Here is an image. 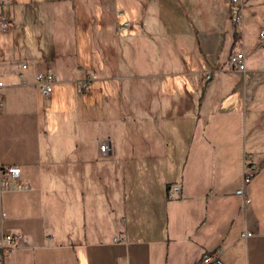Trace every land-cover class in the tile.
<instances>
[{"label": "crops", "instance_id": "crops-1", "mask_svg": "<svg viewBox=\"0 0 264 264\" xmlns=\"http://www.w3.org/2000/svg\"><path fill=\"white\" fill-rule=\"evenodd\" d=\"M119 2L141 11L142 20L149 8L157 27L152 37L141 30L147 18L142 24L127 20L123 36L115 32ZM33 9L46 11V21L31 23ZM233 9L228 0H102L95 10L85 0H55L27 7L23 22L29 32L21 31L27 39L13 38V21L5 33L0 30V164L18 166L28 186L0 194L3 231L22 236L4 264H195L215 249L221 250V264H264V146L248 153L239 142L236 150H213L210 165L184 164L189 182L183 175L175 183L180 193L169 203L170 184L162 194L149 189L154 172L148 161L151 155L157 161L162 151L155 141L151 147L149 134L133 136L128 123L138 114L160 121L164 111L154 100L169 86L160 82L165 72L155 74L159 83L152 84L151 72L137 60L154 52L156 68L166 71L177 64L170 49L193 51L195 39L214 69L222 56L221 68L232 52L246 53L245 71L226 68L239 79L207 115L205 133L218 139L242 105L252 116L251 98L264 91V0H244L247 46L231 24ZM0 18H11L10 12L1 8ZM250 56H256L255 69L247 68ZM21 62L27 70H20ZM88 69L97 78L89 92L77 94L75 84ZM44 70L56 78L48 100L35 81ZM208 89L209 83L198 97L199 109ZM56 131L63 139L57 145L51 136ZM103 142L106 154L99 150ZM54 150L73 158L55 161ZM248 164L257 171L244 184Z\"/></svg>", "mask_w": 264, "mask_h": 264}, {"label": "rangeland", "instance_id": "rangeland-1", "mask_svg": "<svg viewBox=\"0 0 264 264\" xmlns=\"http://www.w3.org/2000/svg\"><path fill=\"white\" fill-rule=\"evenodd\" d=\"M51 1L55 0H0V9L3 8L5 12H10L11 18L7 19H12L13 23L17 25L14 30L13 38L18 40L28 38L26 36L22 37L21 31L25 33L29 32V28L23 22V15L29 5L45 4L50 3ZM70 2L72 3L73 0H70ZM85 2L91 10H95L97 5L100 6L102 0H85ZM126 5V2H119L118 9L122 14H117L118 20L127 21L129 19H137L142 24L143 20L147 18L146 26H141V30L147 33L148 36L152 37L157 27L153 26V23L149 21V8H146L148 10L145 12L146 16H144V19L142 20L140 18L141 15L139 14L141 11L138 12L135 9H128ZM50 12L52 13V11ZM45 14L46 11H43L42 9H33L30 11L31 23L40 25V22H45ZM119 21L116 23L114 29L118 35L122 34L123 36L127 30L118 33L117 26ZM166 27L167 28H163L165 31H169L172 28L170 25H166ZM9 29L10 26L7 27V30ZM245 32V26H243V40H240V44L247 46L249 44L246 41L247 35ZM2 33L5 32L2 31ZM256 34L254 33V36L251 38L252 43L257 39ZM145 47H148V45L145 44ZM145 50L154 51L153 47H149ZM171 50L172 49H170L169 54L174 63L177 64H175L174 67H168L166 71L158 70L156 68L157 64L155 62L156 58L154 52L148 56V58L146 57V59L137 60L141 67H144L146 71L151 72L152 84L159 83V79L156 81L154 80L159 77L155 76V74L157 75L165 72L164 76L161 75L160 82H164L161 84L169 86L165 88L166 90L160 92L161 97L155 98L154 100V102L160 103L162 106L161 109L164 111L162 118L154 124L151 121H144L143 116L138 114L130 117L128 121L131 127L130 133L133 136L139 137L142 133L146 135L149 134L152 139L151 147L153 148L155 144L156 148H158L157 150L162 151V155L158 157L157 161L153 159V155L150 156L151 159L148 161L154 172V176L152 175L150 177L152 186H150L149 189H152V191L157 194H162L169 184L170 186H174L175 183L180 182L183 175L186 182H189L187 171L183 172L184 164H186L185 168H190L189 166L195 164V162L198 163L201 168L206 164H212L213 150H236L239 142L241 150H246L248 153L255 148L264 146V91L258 90L257 94L260 93L259 97L255 95L251 98L252 100L255 99L253 105L250 107L253 111L252 116H249L248 114L245 115L246 110H243L242 105L238 108L236 116H234L230 123L228 122L229 124H227L226 128L222 131L218 130L219 138L211 140L210 136L204 131L207 115L217 108L221 95L229 90L239 78L236 77V75H232L229 65L223 68L220 67V64L223 62L226 63L225 56L220 58L217 64L218 68L214 69L205 61L202 63V56L197 52L198 50L184 51L183 54ZM246 50L247 52L250 51L248 47ZM193 54H195V56ZM192 57L195 58L192 59ZM255 60L256 56L249 57L248 61L252 62V64H248V69H255L258 67ZM197 63H202V67L199 68ZM125 66L126 63H122V67ZM226 68H230V70H227ZM205 70L206 72H204ZM208 74L210 75L209 78H207ZM211 77L212 79H210ZM207 83H209L207 97L203 108L199 109L198 97ZM90 88L91 85L89 90ZM158 94L159 92L157 95ZM152 95L153 92L151 93V97H153ZM53 96L54 90L51 92V98ZM74 96L79 99L81 95L76 96L74 94ZM56 114L57 113L54 115ZM76 134H78V130ZM51 136L56 145L59 141L63 140L61 139L62 136H60L57 131L52 133ZM64 138H66L67 141L70 139L71 143H74L73 136H65ZM154 141L155 143L153 144ZM54 151L55 154L52 158L55 161L60 162L61 159L65 157L73 158L72 153L62 155L59 150ZM138 154L136 156H138ZM158 167H161L160 170H157ZM155 168L156 170H154ZM208 172L210 174V171ZM204 173L207 174V171L205 170ZM146 190L148 191L147 188ZM167 200L169 203L173 202L176 200V195L167 198ZM72 227L74 231H76V225H73Z\"/></svg>", "mask_w": 264, "mask_h": 264}, {"label": "built area", "instance_id": "built-area-1", "mask_svg": "<svg viewBox=\"0 0 264 264\" xmlns=\"http://www.w3.org/2000/svg\"><path fill=\"white\" fill-rule=\"evenodd\" d=\"M228 5L234 9L230 16L231 24L240 33H243L244 26V0H228ZM119 14H122L119 12ZM12 25V20L7 18L0 19V30L6 32L7 27ZM130 28V22L120 21L117 26L118 33L125 32ZM261 36H264V32H261ZM241 37V36H240ZM228 65L231 69L237 72H243L246 70V53L244 49H239L232 52L228 58ZM20 70L25 71L28 69V64L21 62L19 64ZM22 74V73H20ZM210 75H207L209 78ZM96 72L94 69L86 70L81 80L76 82L75 91L77 94H84L88 92L90 85L96 80ZM55 75L49 71H37L35 73V81L39 87L41 94L48 100L49 95L52 92L53 84L55 82ZM5 84L0 76V107L2 105V96L4 94ZM109 149L107 142H103L99 145V150L102 154H106ZM246 166V165H245ZM257 169L248 164V167H244L243 183L248 184L251 178L255 175ZM28 189V186L20 180L19 167L16 165H2L0 164V194L3 191H23ZM180 193V187L177 185L170 186L169 197H173ZM236 193L242 194L243 190L238 189ZM5 218V212L0 206V264H4V257L13 252L18 246L22 239L21 234L13 233L11 231H3L2 222ZM244 236L250 235V232L243 234ZM116 241L117 238H114ZM220 249L213 251H205L202 253L200 258L195 264H221Z\"/></svg>", "mask_w": 264, "mask_h": 264}, {"label": "trees", "instance_id": "trees-1", "mask_svg": "<svg viewBox=\"0 0 264 264\" xmlns=\"http://www.w3.org/2000/svg\"><path fill=\"white\" fill-rule=\"evenodd\" d=\"M238 37H239V35H237V37H236V39H238ZM175 45V44H174ZM177 45V44H176ZM193 50H198V52L201 54V56H202V58H201V60H202V63L205 61V58H204V56L202 55V52H201V47H200V45H199V43H198V41L195 39V41H194V46H193ZM193 58H195V57H192V59ZM201 63V64H202ZM198 64V67L200 68V67H202V65L200 64V63H197ZM152 206H153V204H151ZM160 226H161V224H160Z\"/></svg>", "mask_w": 264, "mask_h": 264}]
</instances>
